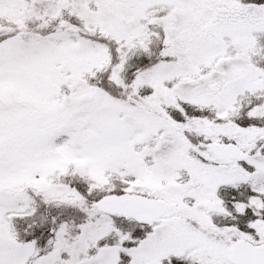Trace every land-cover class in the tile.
<instances>
[{"label":"snow or ice","instance_id":"6c2138e0","mask_svg":"<svg viewBox=\"0 0 264 264\" xmlns=\"http://www.w3.org/2000/svg\"><path fill=\"white\" fill-rule=\"evenodd\" d=\"M0 264H264V0H0Z\"/></svg>","mask_w":264,"mask_h":264}]
</instances>
